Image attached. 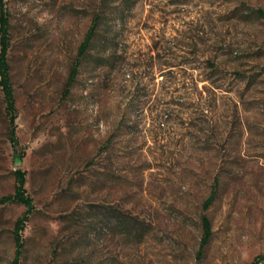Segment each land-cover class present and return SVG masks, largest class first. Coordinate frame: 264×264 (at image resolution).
Listing matches in <instances>:
<instances>
[{
    "label": "rangeland",
    "instance_id": "obj_1",
    "mask_svg": "<svg viewBox=\"0 0 264 264\" xmlns=\"http://www.w3.org/2000/svg\"><path fill=\"white\" fill-rule=\"evenodd\" d=\"M3 3L18 117L15 142L0 92V197L27 171L35 210L16 261L26 209L0 204V264H264V0Z\"/></svg>",
    "mask_w": 264,
    "mask_h": 264
},
{
    "label": "trees",
    "instance_id": "obj_2",
    "mask_svg": "<svg viewBox=\"0 0 264 264\" xmlns=\"http://www.w3.org/2000/svg\"><path fill=\"white\" fill-rule=\"evenodd\" d=\"M0 92L2 103L4 106V110L8 119V128L10 130V138L16 142V128L15 122L18 117V109H17V97H16V89L13 81L12 74V66L9 60V52L11 47V37H10V15L6 10L3 0H0ZM103 25V17L102 15H96L92 20V25L88 30L82 44L78 49L77 56L72 64L70 75L67 81L66 91L69 90L73 84L75 83L79 73L81 65L84 59L88 56L90 50L92 49L95 41L99 38L100 29ZM15 178V190L13 194H9L6 196L0 197V204L9 205V204H17L25 207V212L22 217H20L16 223L14 228V239L17 247L16 251V261L19 260V257L24 252L25 242L23 240L22 233L26 228L28 221L31 218L32 213L34 212V200L29 195L27 190L28 183V172L18 169L13 173ZM216 198L215 191L206 202V206L209 207ZM203 236L200 245L201 255L208 245L211 243L214 231L213 225L208 216H203ZM125 227H129V225H125ZM259 261V260H258ZM256 261V262H258ZM258 264V263H257Z\"/></svg>",
    "mask_w": 264,
    "mask_h": 264
}]
</instances>
